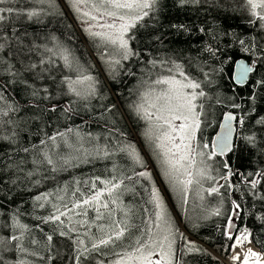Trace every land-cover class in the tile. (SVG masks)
<instances>
[{"label":"snow or ice","instance_id":"obj_1","mask_svg":"<svg viewBox=\"0 0 264 264\" xmlns=\"http://www.w3.org/2000/svg\"><path fill=\"white\" fill-rule=\"evenodd\" d=\"M173 2L198 8L215 0ZM164 7L165 0H0V144H7L17 155L34 153L26 176L36 185L46 178L36 179L45 164L60 172L113 156L126 161L119 171L113 164L111 169L105 167L103 176L73 175L56 190L39 192L33 197V211L42 209L45 214L35 217L34 227L21 223L20 210L14 211L3 226L7 231L0 235V264H63L64 260L70 264H188L186 255L206 254L186 234L189 223L192 230L200 227L186 211L190 200L198 201L196 207L206 213L200 219L208 220L220 217L222 206L231 199L223 232L232 242L228 248L251 243L247 229L232 232L236 218L243 215L234 193L242 198L251 195L252 203L244 212L252 215L257 208L264 210V167L240 173L239 181L232 183L229 175L235 173L219 157L238 151L240 142L264 157V114L258 113L255 104L264 95V72L260 71L264 37L246 39L212 25L198 29L207 39L194 57H158L150 52L145 57L134 42L142 30H148L149 38L163 45L161 36L151 29ZM237 7L248 13L253 28L264 33V0H237ZM69 15L91 42L99 67L88 53L79 55L54 31L49 30L43 36L45 42L38 44L35 34L29 39L27 30L19 26L27 21L47 27L46 18L58 17L61 22ZM172 27L189 31L183 24ZM228 37V43L246 53L234 61L229 57L234 85L251 89L239 102L235 95H222V85L217 83L225 71L221 41ZM133 61L137 71L128 67ZM126 77L137 82L123 99L111 85L125 83ZM42 81L55 85L58 99ZM10 85L22 86L31 112L8 95ZM215 106L224 109L219 119L210 111ZM81 109L90 113L92 123L102 125L99 135L71 127L52 133L45 130L46 113L49 118L71 120ZM30 120L45 125L39 129L43 133L39 145L31 148L21 139ZM217 125L219 131L210 135ZM63 148L79 155L65 153ZM24 163L9 157L7 164L0 161V172L7 168L16 175L24 171ZM125 196H131V201L125 202ZM216 196L220 199L215 206L206 201ZM177 208L184 210L183 215ZM257 219L264 224V214ZM41 225H51L53 233L70 242L66 255L59 249L53 254V234L46 237L49 243L43 255L26 246V240L38 243L31 233L43 232ZM250 261L264 264V252L248 248L242 261L239 254L232 257V264Z\"/></svg>","mask_w":264,"mask_h":264},{"label":"trees","instance_id":"obj_2","mask_svg":"<svg viewBox=\"0 0 264 264\" xmlns=\"http://www.w3.org/2000/svg\"><path fill=\"white\" fill-rule=\"evenodd\" d=\"M166 7L159 13L157 22L155 23L154 28L151 29L155 35H159L162 38L163 45L154 42L149 38L148 30H142L139 39L134 42V46L143 49L144 55L147 57V54L150 52L158 57L164 56H173L174 58L178 57H189L196 56L197 50L201 47V41L207 39L204 33L200 32L198 29L204 27L215 25L219 31L221 28L229 31L233 34H239L242 38L256 37L258 40L264 37V33H261L258 29L253 28L248 23V13L242 12L240 8L237 7V0H215L214 3H208L201 7L194 8L192 6L180 7L176 5L173 0H165ZM67 11V9H65ZM60 18L58 17H49L45 19L47 27L42 25H29L27 21L19 24L21 30H27L29 33V39L35 34L36 43L43 44V36L49 31L52 30L56 33L58 37L63 39L65 42H70L78 50V54L84 56L85 53H88L91 56V59L96 62V66L99 67V60L97 59V54H93V48L91 42L87 39L79 27H76V22L73 20L72 16L66 20L58 22ZM50 21V22H49ZM183 24L189 31H178L172 25ZM72 25V27H69ZM69 36L72 37L69 41ZM231 37L223 39L221 41L220 53L222 59L225 60L223 65L225 71L222 74L223 79L220 80L217 77V83H220L222 86L219 89L222 95H235L237 101H240L241 97H247L250 88H242L235 86L230 79L231 70L233 64L229 61L244 58L246 53L239 51V46L235 44L228 43V40ZM154 45V46H153ZM38 60V57H33ZM126 64L128 62H125ZM128 67L133 71H137L138 66L135 61L131 64H128ZM261 72H264V68L260 69ZM95 74V73H94ZM100 76H103V73H100ZM6 79V77H5ZM125 83H116L112 84V89L118 90L121 94V97L124 95L128 96V93L131 89L136 87L137 78H125ZM41 84L47 83V86L54 91L55 85L51 81L40 82ZM10 90L8 95L20 103L23 108L31 112L32 109L27 104V97L25 96L22 86H9ZM56 99L59 98V94L54 91ZM116 97L113 96V101ZM55 103V99L50 101ZM122 102V101H121ZM64 104L67 103V99L64 100ZM214 103V101H213ZM248 105H251V102H247ZM256 107L259 114H264V95L260 96L256 102ZM63 106V105H62ZM224 109L220 106H215L212 111L215 116L219 119V113ZM21 115H24L22 112ZM45 119L47 121V127L45 128L44 123H41L39 120L33 123L29 121L28 128L21 133V139L24 144L29 148L33 144L39 145L40 138L43 136V133L39 131L41 128H45L48 133L54 132L57 128L63 131L67 127L73 129L80 128L83 132H91L93 134L99 135L102 130V125L92 123L90 119V113L85 112L83 109L80 110L79 114L74 116L71 120H65L63 116L59 120L55 116L48 117L47 113L45 114ZM85 120L89 122L86 124ZM218 125L211 129L210 135H214ZM264 137V133L261 134ZM87 147V144L85 145ZM49 148L51 149V142H49ZM55 151V149H52ZM65 153H71L72 155H79L74 149L63 148ZM34 153L25 154L20 152L18 155L15 151L9 147L7 144H0V161L3 164L9 162V157L14 158L17 162L21 159L25 161L22 165L24 171L12 175L9 173L7 168H4L0 172V235L5 234L7 231L3 226L7 218L11 217V214L17 209L20 210L21 215L17 217L21 223H25L30 226H35L38 223L35 217L38 214H45V210L38 209L33 211V197L39 192H51L62 186L65 182L70 181L74 176L80 177L84 176H94V175H105V167L111 169L113 164H116L117 171L123 167L126 163L124 159L119 156H113L110 160L107 161H95L94 164L83 165L80 168L69 169L60 172H53L50 170L47 164L43 165V171L38 173L36 179H40L41 175L46 178L41 179L39 185L34 184L26 176L28 170H30L32 165ZM40 157L38 156L37 159ZM221 162H227L229 164V171L234 172L235 174L229 175V181L235 183L240 179V173H246L251 170H256L257 166L264 167V157L255 150H250L248 147L243 145V142H240V147L238 151L228 153L224 156L219 157ZM110 174V173H109ZM223 183V181H221ZM223 191V190H222ZM234 198L239 201L242 205L241 211L243 212L242 216L236 218L235 231L239 228L247 229L251 233V245L258 250V252H264V224H262L258 216L264 214V210L257 208L254 214L250 215L247 212H244V209H247L252 203V197L249 194L247 198H242L239 192L234 193ZM139 200V197H137ZM231 205V199L227 200L226 204V215H228V209ZM119 215V213L117 214ZM225 220L224 216L220 221L216 223H205L200 225L197 232H192L191 230H186V234L189 235V239L195 241L197 246L204 249V253H192L185 256V260L188 264H221L219 259H227L230 255L231 250H229L228 245L231 244V241H228L224 238L223 232L225 230ZM43 232L40 229H36L31 233L32 239L38 241L36 245H31L28 241H25L27 247H34L36 251L40 252L41 255L45 254L47 250L48 241L46 239L48 234L54 235V241L52 252L55 254L57 249L60 250L62 255L68 253L70 242L63 237H60L58 233H53L51 225H41ZM19 253H15V256H19ZM25 260H32L31 257H24ZM57 264H60V261H57ZM63 264H70L69 260H64Z\"/></svg>","mask_w":264,"mask_h":264},{"label":"rangeland","instance_id":"obj_3","mask_svg":"<svg viewBox=\"0 0 264 264\" xmlns=\"http://www.w3.org/2000/svg\"><path fill=\"white\" fill-rule=\"evenodd\" d=\"M123 99H127L128 96L127 95H124V97L122 96ZM123 102V100H122ZM139 125L142 127L143 126V121H140L138 122ZM211 132V129L209 130V133ZM125 202H129L131 201V196H125ZM219 197L216 196V197H206V201L208 200H211L213 201V206L216 205V202L219 201ZM198 203V201H193V200H190L189 201V204L186 206V211L188 213V215L192 216L193 217V222H198L200 225H203L205 223H216L217 221H220L222 219L223 216L226 215V203H224V205L222 206L221 208V212H222V215L220 217H211L209 218L208 220H203V219H200V217H202L203 215H205L206 213L202 212L200 210V208L196 207V204ZM183 211L184 210H181L179 208H177V212H180L181 215H183ZM187 230H191L192 232H197L198 229H195V230H192V227H191V224L189 223L188 224V228ZM244 229H241V231H243ZM238 234V233H237ZM249 242L247 241H244L243 242V246L242 248H245V246L248 244ZM221 264H226V262L224 261L225 259H219Z\"/></svg>","mask_w":264,"mask_h":264},{"label":"bare ground","instance_id":"obj_4","mask_svg":"<svg viewBox=\"0 0 264 264\" xmlns=\"http://www.w3.org/2000/svg\"><path fill=\"white\" fill-rule=\"evenodd\" d=\"M251 248L253 251H257V249H255L250 243H248L245 248L242 247H237L234 250H231L230 255L227 259H225L224 261L226 262V264H232V257L239 254L241 257V261L243 259V254L244 252L248 249ZM237 264H240V262H237ZM249 264H251V261L249 262Z\"/></svg>","mask_w":264,"mask_h":264},{"label":"water","instance_id":"obj_5","mask_svg":"<svg viewBox=\"0 0 264 264\" xmlns=\"http://www.w3.org/2000/svg\"><path fill=\"white\" fill-rule=\"evenodd\" d=\"M233 67H234V64H233ZM232 69H233V68H232ZM232 83H233V81H232ZM233 84H234V83H233ZM235 86H238V85H235ZM238 87H240V86H238ZM217 131H219V127L217 128L216 132H217ZM216 132H215V133H216ZM214 135H215V134H214ZM214 135H213V136H214ZM225 155H226V154H225ZM234 231H235V226L233 225V227H232V232L234 233Z\"/></svg>","mask_w":264,"mask_h":264}]
</instances>
